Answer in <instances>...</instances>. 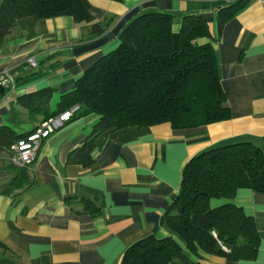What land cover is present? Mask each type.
I'll list each match as a JSON object with an SVG mask.
<instances>
[{
	"label": "crops",
	"instance_id": "0c3cea01",
	"mask_svg": "<svg viewBox=\"0 0 264 264\" xmlns=\"http://www.w3.org/2000/svg\"><path fill=\"white\" fill-rule=\"evenodd\" d=\"M1 1V0H0ZM93 20L71 16L20 19L0 43V72L9 69L15 86L0 102V125L23 134L45 119L29 112L17 97L54 89L50 112L61 95L98 58L113 50L125 25L135 16L171 14L177 32L185 16H199L213 38L224 106L230 117L201 126L172 128L164 122L126 126L108 133L91 152L92 163H66L67 154L90 134L99 116L75 114L45 140L27 167L31 185L3 193L15 173L9 154L0 150V258L17 264H120L126 248L154 234L169 235L164 212L175 198L184 164L198 152L230 140L251 141L264 151V4L249 0L218 32V0H88ZM105 24L91 34V24ZM199 38L197 42H206ZM33 57L36 65L26 60ZM81 200L94 203L96 213ZM225 199H212L217 206ZM231 203L254 219L259 235L251 261L227 262L202 254V264H264V193L240 188ZM6 254L9 256H6ZM167 264H184L171 260Z\"/></svg>",
	"mask_w": 264,
	"mask_h": 264
},
{
	"label": "trees",
	"instance_id": "16d2710c",
	"mask_svg": "<svg viewBox=\"0 0 264 264\" xmlns=\"http://www.w3.org/2000/svg\"><path fill=\"white\" fill-rule=\"evenodd\" d=\"M248 1L219 7L218 32ZM63 15L77 23L93 20L88 0H1L0 43L22 18ZM104 26L92 23L91 34L100 33ZM199 38L207 41L199 43ZM118 40L113 50L77 78L71 91L61 95L59 109L50 112L51 87L17 97L29 112L42 113L45 118L73 104H79L78 114L99 116L90 134L67 154L66 163L89 166L91 152L108 133L122 127L168 122L172 128H188L230 117L224 106L213 38L203 18L185 16L175 32L171 14L141 13L125 25ZM6 92L7 88H0V96ZM21 135L0 125V150L9 154L10 144ZM11 166L15 173L2 190L6 194L25 190L32 182L27 167ZM240 188L264 193V151L259 146L230 140L198 152L184 164L177 194L165 209L164 226L169 235L150 234L134 241L123 252L120 264H167L171 260L202 264V254L230 263L253 260L259 243L254 219L230 202ZM212 199L226 202L212 206ZM81 202L84 209L97 212L92 201ZM0 248L7 250L2 243ZM0 264L17 263L0 258Z\"/></svg>",
	"mask_w": 264,
	"mask_h": 264
},
{
	"label": "built area",
	"instance_id": "2783aa9c",
	"mask_svg": "<svg viewBox=\"0 0 264 264\" xmlns=\"http://www.w3.org/2000/svg\"><path fill=\"white\" fill-rule=\"evenodd\" d=\"M221 5L230 4L236 0H218ZM264 4V0H261ZM29 66H35L33 57L26 60ZM15 82L11 70L5 69L0 72V88L13 89ZM5 95L0 96L1 98ZM80 111L79 104H73L66 110L59 111L42 120L36 127L23 133L18 139L9 146V161L16 167H28L37 158L41 144L47 140L55 131L63 127L75 114ZM227 250L225 247H223Z\"/></svg>",
	"mask_w": 264,
	"mask_h": 264
},
{
	"label": "rangeland",
	"instance_id": "374dc122",
	"mask_svg": "<svg viewBox=\"0 0 264 264\" xmlns=\"http://www.w3.org/2000/svg\"><path fill=\"white\" fill-rule=\"evenodd\" d=\"M10 168H11V169H14L12 166H10ZM6 256H8V255L6 254ZM8 257H9V256H8Z\"/></svg>",
	"mask_w": 264,
	"mask_h": 264
}]
</instances>
